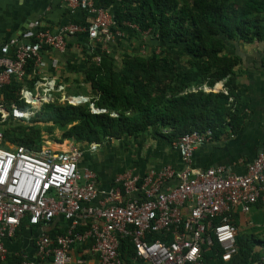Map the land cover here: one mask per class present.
Here are the masks:
<instances>
[{"label": "trees", "instance_id": "trees-1", "mask_svg": "<svg viewBox=\"0 0 264 264\" xmlns=\"http://www.w3.org/2000/svg\"><path fill=\"white\" fill-rule=\"evenodd\" d=\"M91 1L95 9L112 16L125 36L112 40L108 53L94 42L95 49L86 55L83 78L73 82L78 87H65L67 99L80 96L88 100L78 104L61 101L62 93L53 91V100L33 107L23 95L35 94L36 83L42 78L36 73L34 61L28 60L25 77L0 88L3 148L40 150L46 145L45 135L53 142L69 141L79 148L110 140L135 148L148 138L171 145L193 131H211L213 140L237 132L243 123V90L236 80L241 62L238 51L256 46L264 64V0ZM76 10L79 20L71 17L66 23L88 27V13ZM73 69L77 71L76 66ZM218 83L223 84L222 89L213 92ZM12 106L34 114L27 121L14 119ZM25 223L29 225L24 219L15 235ZM50 226L46 234L54 238L65 232L68 223L56 217ZM155 240L168 243L171 237L161 232L147 235L148 242ZM90 245L77 247L83 260L92 256ZM236 249L225 262L214 240L202 253V264H264V229L237 232ZM23 255L8 251L0 264H20ZM119 256L124 264H144L127 239L120 243Z\"/></svg>", "mask_w": 264, "mask_h": 264}, {"label": "built area", "instance_id": "built-area-1", "mask_svg": "<svg viewBox=\"0 0 264 264\" xmlns=\"http://www.w3.org/2000/svg\"><path fill=\"white\" fill-rule=\"evenodd\" d=\"M66 3L72 11L85 10L90 25L85 28L66 23L53 32L40 29L39 21H35L37 30L30 39L0 46V88L11 80L21 81L28 60L34 61L40 75L44 48L64 52L67 36L86 33L106 53L112 40L125 36L112 16L95 9L91 0ZM26 94L32 98L24 92L26 102L34 105ZM11 108L14 119L27 121L34 114ZM3 140L0 132V263L8 254L5 241L15 237L24 219L32 226L50 227L56 217L68 223L65 232L54 238L41 232L35 240L34 256L29 259L23 255L20 264H85L82 256L76 258L74 253L87 243H91L96 264H124L119 256L124 239L131 242L136 257L144 264H202V253L214 240L222 251V260L227 262L237 252L235 214H247L253 206L264 205V153L255 157L243 174H228L223 167L192 169L193 153L198 145L213 141L211 131H193L172 143L183 170L164 166L142 175L119 173L95 205L100 195L97 177L92 170L79 168L83 153L77 145L71 144L66 151L47 146L40 150L25 146L6 149L1 146ZM88 146L94 150L98 144ZM172 179L178 181L177 185H169ZM156 232L170 236V242H148L147 235Z\"/></svg>", "mask_w": 264, "mask_h": 264}, {"label": "crops", "instance_id": "crops-1", "mask_svg": "<svg viewBox=\"0 0 264 264\" xmlns=\"http://www.w3.org/2000/svg\"><path fill=\"white\" fill-rule=\"evenodd\" d=\"M79 14L77 10L68 9L66 0H0V46L10 41L18 42L30 39V35L37 30L33 27L35 21H39L40 26L55 31L58 25L65 24L71 20V17L79 20ZM66 45L67 48L61 53L48 48L42 51L41 57L44 64L40 73L42 81L35 86V94L31 95L34 101L39 100V88L43 91V88H46L44 85L47 83H59L58 86L62 89L69 86L68 83L75 79L76 73L83 75L86 55L95 49L96 43L90 41L88 36L83 34L67 37ZM238 56L241 62L236 69V80L243 90L240 105L243 123L234 134L198 145L191 162L193 170L204 171L211 167H223L228 174H243L247 165L255 157L264 153L263 55L256 46H248L242 47L238 51ZM73 66L77 67L76 72ZM73 73V78L69 77V79L67 76ZM222 86V83H218L212 91L218 92ZM28 96L26 95V97ZM64 97L62 98L64 99ZM93 110L98 112V110ZM112 143L113 145L109 147ZM146 143L149 144L143 147ZM46 144L47 147L55 151H66L72 143L63 141L59 144L56 142L53 145H49V142ZM112 147L114 151L121 152L124 156L123 161L112 154ZM10 148L12 147L10 146ZM81 150L83 154L78 165L79 168L92 170L98 181L100 195L93 202L94 205L110 189L114 177L119 173L131 171L142 175L150 169L159 170L164 166H171L177 172L184 168L177 149L161 139L148 138L144 143L139 142L135 148L125 145L123 141L110 140L98 144L94 150H91L89 146H84ZM100 157L104 159L102 164L96 163ZM177 183L176 179L169 181L171 186H175ZM58 219L60 220L61 217ZM234 223L237 232L262 231L264 229V205L253 206L247 214L236 213ZM50 228L51 226L32 227L25 223L24 228L4 244H7L8 251L23 253L30 259L31 256H34V244L37 236ZM77 250H75L74 256L80 258L82 253ZM85 264H96V258L92 255L85 260Z\"/></svg>", "mask_w": 264, "mask_h": 264}, {"label": "rangeland", "instance_id": "rangeland-1", "mask_svg": "<svg viewBox=\"0 0 264 264\" xmlns=\"http://www.w3.org/2000/svg\"><path fill=\"white\" fill-rule=\"evenodd\" d=\"M116 55H118V54H116ZM119 59V57L117 56V60ZM77 74V75H76ZM75 74V79L71 82V83H68V85H71L72 87L74 86H76V87H78L77 85H75V83H73L74 81H81V79H82V75L81 74H78V73H76ZM73 75H74V73L73 74H69V76H67L68 78L70 77L71 79L73 78ZM65 77V76H64ZM69 78V79H70ZM58 84L59 83H57L56 84V82H54V83H49V84H46L45 85V87H46V89L45 88H43V91H42V89H40L39 88V92H38V97H39V100L38 101H34V99H31L30 98V100H28V101H31V102H33L34 103V105H33V107H37V108H39L43 103H45V102H49V101H51V100H53V96H52V93H53V91H57V92H61V93H63V91H64V93L63 94H61V101H64V99L62 98L63 96H65V87H63L62 89H60L61 87H59L58 86ZM48 87V88H47ZM37 94V93H36ZM66 97V96H65ZM80 97V96H79ZM67 98V97H66ZM83 99H77V100H73L72 99V97L71 98H68L69 100H68V102H72V103H76V102H78L79 101V103H83V102H85V100L87 101L88 100V98H86V97H82ZM28 99V98H27ZM78 104V103H77ZM36 108V109H37ZM56 136L58 137L59 136V133H56ZM44 137V139H45V144L47 143V142H49L50 144L49 145H53L55 142H53V141H51V140H49L48 138H47V136L45 135V136H43ZM46 140H47V142H46ZM59 144V143H58ZM149 143H146L143 147H145V146H147ZM113 145V143L109 146V147H111ZM115 145V144H114ZM45 146H47V144L45 145ZM12 148L14 147V146H11ZM97 150V149H96ZM111 150H112V154L113 155H116V157L119 159V158H121L122 159V161H123V159H124V156L121 154V152L120 151H114V149H113V147L111 148ZM119 150V149H118ZM124 152L126 153V150H124ZM144 152V151H143ZM136 155V154H135ZM104 159L102 158V157H100L97 161H96V163H100V164H102V163H104V161H103Z\"/></svg>", "mask_w": 264, "mask_h": 264}, {"label": "water", "instance_id": "water-1", "mask_svg": "<svg viewBox=\"0 0 264 264\" xmlns=\"http://www.w3.org/2000/svg\"><path fill=\"white\" fill-rule=\"evenodd\" d=\"M205 90H206V91H210V89H206V88H205ZM64 99H65V97H64ZM72 99H82V97H76V98H75V97H74V98L72 97ZM85 101H86V100H85ZM78 102H79V101H78ZM78 102H76V103H78Z\"/></svg>", "mask_w": 264, "mask_h": 264}, {"label": "bare ground", "instance_id": "bare-ground-1", "mask_svg": "<svg viewBox=\"0 0 264 264\" xmlns=\"http://www.w3.org/2000/svg\"><path fill=\"white\" fill-rule=\"evenodd\" d=\"M26 98H28L27 100H30V97L28 96V97H26ZM31 99H34V98H31ZM73 100H77V99H73Z\"/></svg>", "mask_w": 264, "mask_h": 264}]
</instances>
